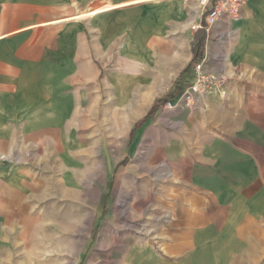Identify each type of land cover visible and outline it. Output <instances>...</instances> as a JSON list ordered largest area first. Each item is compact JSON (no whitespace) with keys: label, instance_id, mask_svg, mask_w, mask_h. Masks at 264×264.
<instances>
[{"label":"crops","instance_id":"1","mask_svg":"<svg viewBox=\"0 0 264 264\" xmlns=\"http://www.w3.org/2000/svg\"><path fill=\"white\" fill-rule=\"evenodd\" d=\"M203 21L199 0H0V264L18 246L1 228L31 218L33 173L63 170L104 92L130 139L112 182L126 173L157 198L144 203L150 239L133 244V264L264 263V0L221 19L195 60L203 31L191 27ZM203 59L231 78L225 94L145 120Z\"/></svg>","mask_w":264,"mask_h":264},{"label":"rangeland","instance_id":"2","mask_svg":"<svg viewBox=\"0 0 264 264\" xmlns=\"http://www.w3.org/2000/svg\"><path fill=\"white\" fill-rule=\"evenodd\" d=\"M167 93L160 92L161 96ZM121 115L104 92L96 122L88 120L77 138L71 139L63 170L55 162L48 170L33 173L38 184L31 204L23 205L29 208L30 220L24 210L22 219L1 228V238L18 245L17 251L8 253L14 257L13 264H133V244L150 239L143 222L144 205L157 198L150 196L142 181L127 182L126 173L119 172L112 182L114 166L125 159L130 142ZM169 126L173 128V119ZM142 159L137 157L135 162L142 164Z\"/></svg>","mask_w":264,"mask_h":264},{"label":"built area","instance_id":"3","mask_svg":"<svg viewBox=\"0 0 264 264\" xmlns=\"http://www.w3.org/2000/svg\"><path fill=\"white\" fill-rule=\"evenodd\" d=\"M203 7L204 21L192 25L194 32H211L212 28L223 18L237 21L240 18L242 9L251 0H199ZM206 60L194 65V74L191 82L187 84L183 92L173 101L165 105L167 111H177L183 109H195L197 99L209 94L224 95L226 87L231 78L224 70H207Z\"/></svg>","mask_w":264,"mask_h":264},{"label":"trees","instance_id":"4","mask_svg":"<svg viewBox=\"0 0 264 264\" xmlns=\"http://www.w3.org/2000/svg\"><path fill=\"white\" fill-rule=\"evenodd\" d=\"M206 40V34L202 32V34L199 36V44L197 45V47L194 48V53H195V60L200 58V50L203 48V45L205 43ZM187 73V70L184 71V73L180 76V78L178 79L176 85H179L181 83V81L184 78V75ZM168 98H161L159 99L155 106L153 107V109L151 110V112L148 114V116L145 118V120H148L152 117V115L157 111V109L161 106V105H165L168 102ZM144 120V121H145ZM126 164V162H125Z\"/></svg>","mask_w":264,"mask_h":264}]
</instances>
